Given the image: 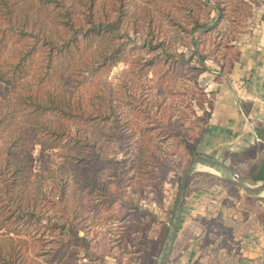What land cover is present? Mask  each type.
Masks as SVG:
<instances>
[{
	"label": "rangeland",
	"instance_id": "obj_1",
	"mask_svg": "<svg viewBox=\"0 0 264 264\" xmlns=\"http://www.w3.org/2000/svg\"><path fill=\"white\" fill-rule=\"evenodd\" d=\"M73 1L67 0L69 4ZM118 1L97 0L96 15L107 19L108 13L113 20L112 7ZM204 1L125 0L123 32L135 42H129L117 64L85 74L88 80L81 93L87 113L81 121L68 122L72 134L84 142L62 141L55 149L36 144L31 180L24 178L13 187L14 200L25 207L34 206L41 224L49 226L53 217L80 238L61 233L59 228L45 231L36 218L19 225L21 241L11 242L1 235L15 222L6 221L11 213L7 208L2 212L7 203H0L3 254L14 251L19 264H159L168 244L182 178L196 156L227 164L252 187L262 184L253 180L264 159L262 149L228 158L227 154L200 151V144L195 156L183 159L178 155L180 147L176 148L178 139H164L159 133L170 123L193 138L199 133L194 112L201 114V110L192 97L195 85L190 70L199 65L191 45L192 36L197 38L198 33L191 29L196 18L206 22L209 7ZM246 5L252 16H263L264 0ZM231 26L226 17L218 29L227 33ZM152 35L165 41L171 52L181 53L189 65L160 60L148 65L154 51L141 44L143 37ZM94 56L90 54V61ZM215 60L211 57L208 64L213 66ZM5 88L0 84V92ZM15 124L31 131L24 113L17 115ZM6 139V135L0 137L2 146ZM146 148L162 156V163L153 165L147 157L143 161L146 168H142L140 154ZM166 166L169 170L165 173ZM5 185L0 176V194ZM204 194L207 197L201 196ZM182 209L166 264H264V194L248 195L224 170L195 168L187 181Z\"/></svg>",
	"mask_w": 264,
	"mask_h": 264
},
{
	"label": "trees",
	"instance_id": "obj_2",
	"mask_svg": "<svg viewBox=\"0 0 264 264\" xmlns=\"http://www.w3.org/2000/svg\"><path fill=\"white\" fill-rule=\"evenodd\" d=\"M231 1H204L209 7L206 22L196 18L191 29V32L198 33L197 38L192 36L191 45L194 47L192 55L196 56L199 65L190 67L195 85L192 97L197 99L201 110V114L194 112L195 124L200 129L197 138L170 122L164 131L159 132L164 139H178L176 148L180 147L178 155L182 154L183 159L197 154L210 128L212 95L199 82L200 76L208 70L206 61L213 57L222 72H230L238 56L232 42L252 16L246 5L251 0H237L234 5ZM96 4L97 0H74L72 4L67 0H0V84L6 87L0 92V137H7L4 146L0 144V176L6 181L0 203H7L2 212L7 208L11 213L6 221L10 218L15 222L6 235L1 236L11 242L21 241L18 238L19 225L32 223L36 218L37 224L45 231L55 232L59 228L61 233L80 238L71 229L66 230L65 223L59 224L53 217L49 218V226L41 224L34 206L25 207L22 202L14 200L13 187L24 178L26 182L31 180L33 170L30 165L36 144L43 149H55L62 141L84 142L83 138L72 134L68 122L81 121L87 113L81 93L84 81L88 80L85 74H96L117 64L123 59L129 42H135L123 32L125 0L113 4V20H109L108 13H105L107 19L97 16ZM226 17L232 25L227 33L218 29ZM143 39L141 46L154 51L148 65L154 66L159 60L173 65H189L188 59L177 51L171 52L165 41L155 35ZM202 44L204 46L200 47ZM223 50L226 52L218 60ZM90 54L95 55L94 61H90ZM20 113L28 116L29 133L15 124ZM50 138L53 142L47 146ZM147 157L151 158L153 165L162 163V156L146 148L140 154L142 168H146L143 161ZM168 170L166 166L165 173ZM257 182H264V166L258 172ZM156 245L157 242L154 247ZM14 253L5 255L0 251V264H19Z\"/></svg>",
	"mask_w": 264,
	"mask_h": 264
},
{
	"label": "crops",
	"instance_id": "obj_3",
	"mask_svg": "<svg viewBox=\"0 0 264 264\" xmlns=\"http://www.w3.org/2000/svg\"><path fill=\"white\" fill-rule=\"evenodd\" d=\"M245 24L232 42L238 51L232 70L222 72L217 62L206 61L208 70L201 75L213 101L210 128L199 147L207 154L239 158L264 150V16L256 13ZM262 166L264 159L253 177L256 182Z\"/></svg>",
	"mask_w": 264,
	"mask_h": 264
},
{
	"label": "water",
	"instance_id": "obj_4",
	"mask_svg": "<svg viewBox=\"0 0 264 264\" xmlns=\"http://www.w3.org/2000/svg\"><path fill=\"white\" fill-rule=\"evenodd\" d=\"M199 161L208 162V163L212 164L213 166H216L219 169L227 172L232 177V179L239 186H241L242 189L248 195L259 196V195L264 194V182L258 186L252 187V186L246 184L242 180V178L233 170V168H231L227 164L222 163V162L217 161V160H212V159H207L205 157L196 156L191 161V163L189 164V166H188V168H187V170H186V172L182 178L181 185L179 188L178 197H177V201H176V206H175V210H174L173 221H172L171 228H170V235H169L168 244L165 248V252H164L162 260L159 264H166L168 259H169L170 251H171V248L175 242V239H176L177 233H178V229H179V224H180V219H181V214H182V206H183V196H184V191H185V188L187 185V181H188L189 177L191 176V174L193 173L196 163Z\"/></svg>",
	"mask_w": 264,
	"mask_h": 264
},
{
	"label": "bare ground",
	"instance_id": "obj_5",
	"mask_svg": "<svg viewBox=\"0 0 264 264\" xmlns=\"http://www.w3.org/2000/svg\"><path fill=\"white\" fill-rule=\"evenodd\" d=\"M207 167H212V168H215V169L219 170L218 167L213 166L212 164H210V163H208V162H205V161H199V162H197L196 165H195V168H196V169H205V168H207Z\"/></svg>",
	"mask_w": 264,
	"mask_h": 264
},
{
	"label": "built area",
	"instance_id": "obj_6",
	"mask_svg": "<svg viewBox=\"0 0 264 264\" xmlns=\"http://www.w3.org/2000/svg\"><path fill=\"white\" fill-rule=\"evenodd\" d=\"M263 16H264V12H263Z\"/></svg>",
	"mask_w": 264,
	"mask_h": 264
}]
</instances>
